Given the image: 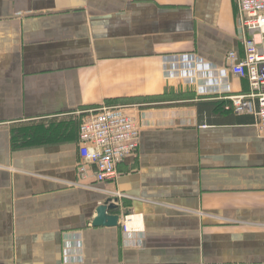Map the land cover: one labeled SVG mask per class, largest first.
Returning a JSON list of instances; mask_svg holds the SVG:
<instances>
[{"label":"crops","instance_id":"0c3cea01","mask_svg":"<svg viewBox=\"0 0 264 264\" xmlns=\"http://www.w3.org/2000/svg\"><path fill=\"white\" fill-rule=\"evenodd\" d=\"M238 15L237 0H0V264H264V138L226 109L249 90L227 59L244 57ZM102 106L130 111L139 141L96 182L78 133ZM107 199L118 224L93 226Z\"/></svg>","mask_w":264,"mask_h":264},{"label":"built area","instance_id":"2783aa9c","mask_svg":"<svg viewBox=\"0 0 264 264\" xmlns=\"http://www.w3.org/2000/svg\"><path fill=\"white\" fill-rule=\"evenodd\" d=\"M239 26L249 36L243 38L244 57L237 61L236 53L227 54L232 73L246 78L249 90L228 96V110L255 117L258 134L264 138V0H237ZM139 125L124 106H102L91 111L79 126L77 173L81 179L91 176L96 182L115 180L117 164L138 147ZM130 216L120 218L124 232ZM136 231V230H134Z\"/></svg>","mask_w":264,"mask_h":264},{"label":"water","instance_id":"95a60500","mask_svg":"<svg viewBox=\"0 0 264 264\" xmlns=\"http://www.w3.org/2000/svg\"><path fill=\"white\" fill-rule=\"evenodd\" d=\"M110 210H117V205L107 199L100 204L96 211V216L92 221L93 226H116L119 220V214L109 213Z\"/></svg>","mask_w":264,"mask_h":264},{"label":"trees","instance_id":"16d2710c","mask_svg":"<svg viewBox=\"0 0 264 264\" xmlns=\"http://www.w3.org/2000/svg\"><path fill=\"white\" fill-rule=\"evenodd\" d=\"M227 109V108H226ZM59 129L60 127L58 125L51 126L50 128L44 129L42 127H35L31 130H25L21 133V135L18 138V140H39V142H44L45 140H48L50 138H53L54 136L59 135Z\"/></svg>","mask_w":264,"mask_h":264}]
</instances>
